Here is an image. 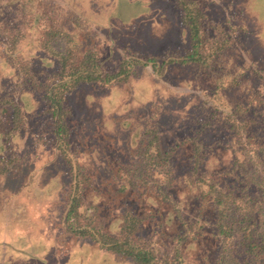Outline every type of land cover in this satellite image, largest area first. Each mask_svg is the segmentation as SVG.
<instances>
[{"label":"trees","instance_id":"obj_1","mask_svg":"<svg viewBox=\"0 0 264 264\" xmlns=\"http://www.w3.org/2000/svg\"><path fill=\"white\" fill-rule=\"evenodd\" d=\"M155 1L160 8L167 1L174 12L171 35L141 43L145 29L103 24L83 0H0V207L9 217L15 199L12 218L34 216L27 201L53 202L60 194L56 172L65 168L58 172L66 174V200L50 223L64 250L50 251V259L264 264V179L255 181L250 173L258 167L264 173V57L253 43V23L241 0H219L224 6L218 0ZM57 38L61 50L53 44ZM239 42L242 47L233 45ZM230 49L242 53L245 69L224 78ZM173 63L197 68L192 75L199 88L186 119L167 124L173 136L157 126L160 108L150 106L139 112L144 127L134 143L118 146L68 102L81 84H126L139 70L167 88ZM244 70L258 78L256 86L240 83ZM102 162L109 173L102 174ZM52 168L54 195L41 199L26 190L33 177L39 184ZM21 191L28 192L25 201ZM189 247L200 252L191 254Z\"/></svg>","mask_w":264,"mask_h":264},{"label":"rangeland","instance_id":"obj_2","mask_svg":"<svg viewBox=\"0 0 264 264\" xmlns=\"http://www.w3.org/2000/svg\"><path fill=\"white\" fill-rule=\"evenodd\" d=\"M240 2L248 11V14L245 12L248 21L253 23V37H255L253 43L258 46L260 55L264 57V0H241ZM83 3L89 7L87 12L100 14L104 18L103 24L106 21L113 28L124 26L129 31H139L140 27L145 29L146 36L143 40H140L141 43L168 39L171 35L174 12L172 8L167 6L169 4L167 1H165L166 5L164 4L161 8L156 6L157 2L155 0H83ZM216 3L221 4V1L218 0ZM221 5L224 6V4ZM212 9L210 8L209 10ZM223 10L230 13L232 19L234 18L230 8L223 7ZM207 12L209 14L208 10H206V14ZM125 37L134 38L133 36H123V38ZM138 38H140L139 35ZM138 38L135 37L134 40L138 41ZM53 44L56 49H63V41L60 38H57ZM233 45L242 47L240 42ZM226 61L229 62V66L226 64L228 68L224 70L226 71L223 75L224 78H227L229 73L245 69L243 55L236 49L228 51V59ZM170 70L171 74H169L167 79L170 85L167 88L162 82L150 79L146 70H139L138 75L129 79L126 84H112L102 89H94V87H90L87 84H81L69 95L68 102L71 103L77 117L82 119L88 126H97L104 133L114 136L116 139L114 141L118 146L123 144L132 145L134 143V133L140 132L144 127V122L140 120L139 112L150 106L160 108L157 126L168 136H173L172 129H170L171 126L167 124L170 121H183L186 119L192 109L190 106H193L194 101L198 100V96L193 90H199V88L197 87L198 80L193 76L197 68L189 66L188 70L190 72H188L185 67L173 63L170 65ZM245 72L246 70H244ZM254 73L260 75L258 72ZM257 80L258 78L252 75L249 70L242 76L240 75V83L247 87H250V85L251 87L256 86ZM177 87H179V90ZM185 87H192L188 89L189 93L186 92L187 90L185 92L180 90ZM188 96V103H185V99ZM206 97L204 95L205 99ZM224 101L218 103L220 109H223ZM212 103H217V96L215 100L213 98ZM125 155L126 153H123V157ZM127 164H129V160ZM100 165L102 174L109 173V170L105 168L104 162ZM55 170V168L45 170L39 184L33 183L35 178L33 177L32 181L25 186L26 190H32L35 195L41 193V199H46L47 197L48 200L52 193L53 195L55 194L56 176L58 175V184L60 186L57 190L60 191V194L54 196L53 202L47 203L43 200L37 205L34 201H27L28 208L26 211H31L35 214L34 216L31 214L30 216L25 215L23 218H12L14 215L17 216L18 212V201L15 199L12 202L13 209L9 212L10 219L7 217L6 208L0 207V264H47L49 261H51V264H79L77 255L70 256V259L68 256V259L64 260L65 263H61L55 258L50 259L52 254L49 253L52 251L64 250V248L62 249V244L55 240L56 228L50 225L58 214V205H64L66 200V193L64 192L67 188L66 174L60 175L58 172L60 170L65 171V168H59L56 172L57 175L54 174ZM250 173L255 181L264 179V173L259 167L254 168ZM9 187L11 186L5 185L3 189L8 191ZM44 190H48V192L45 193ZM22 193L25 194V199L23 200L25 201L28 192L21 191L20 200ZM93 195H95L94 192H87L88 198ZM127 199L129 202L134 201V205L136 204L135 199H130L129 197ZM86 210L88 213L93 210L91 202ZM21 215L20 213L19 216ZM235 243L236 233L233 230L230 245L233 246ZM186 250L191 254L197 253V251L200 252L197 249L191 250L190 247L186 248ZM67 251L81 250L77 248ZM189 252L185 254V258L188 257ZM194 256L191 258H194Z\"/></svg>","mask_w":264,"mask_h":264}]
</instances>
